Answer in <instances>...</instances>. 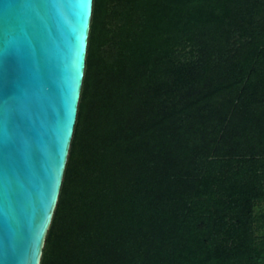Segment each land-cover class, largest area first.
Listing matches in <instances>:
<instances>
[{"label": "trees", "instance_id": "trees-1", "mask_svg": "<svg viewBox=\"0 0 264 264\" xmlns=\"http://www.w3.org/2000/svg\"><path fill=\"white\" fill-rule=\"evenodd\" d=\"M39 264H264V0H92Z\"/></svg>", "mask_w": 264, "mask_h": 264}, {"label": "water", "instance_id": "water-1", "mask_svg": "<svg viewBox=\"0 0 264 264\" xmlns=\"http://www.w3.org/2000/svg\"><path fill=\"white\" fill-rule=\"evenodd\" d=\"M92 0H0V264H39L84 70Z\"/></svg>", "mask_w": 264, "mask_h": 264}]
</instances>
